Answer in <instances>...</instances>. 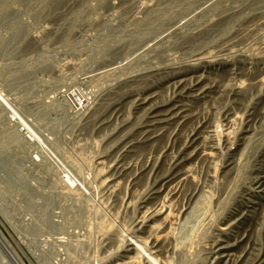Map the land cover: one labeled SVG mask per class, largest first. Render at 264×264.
Returning a JSON list of instances; mask_svg holds the SVG:
<instances>
[{"label":"rangeland","instance_id":"rangeland-1","mask_svg":"<svg viewBox=\"0 0 264 264\" xmlns=\"http://www.w3.org/2000/svg\"><path fill=\"white\" fill-rule=\"evenodd\" d=\"M143 3L151 8L140 13ZM192 11V26L213 25L205 43L237 49L234 63L243 74L264 71V0H0V96L40 142L25 141L0 107V231L25 264L28 259L33 264H106L114 255L108 239L127 229L137 213L125 208V187L114 197L99 189L104 159L115 143L106 142L109 131L99 132L95 120L120 98L122 91L110 88L124 73L87 77L140 38ZM182 38L168 45L167 63L163 56L158 61L183 65L189 51L179 48ZM67 91L93 98V104L85 113H74V100L60 95ZM246 100L232 111L236 131L251 103ZM226 105L219 101L203 108L219 120ZM247 138L233 176L224 181L205 178L218 168L220 157L192 164L206 186L172 227L179 247L172 264L205 261L220 224L241 205L264 149V126ZM98 158L104 165L97 166ZM63 168L83 189L61 183ZM3 248L0 242V264H11Z\"/></svg>","mask_w":264,"mask_h":264},{"label":"bare ground","instance_id":"bare-ground-1","mask_svg":"<svg viewBox=\"0 0 264 264\" xmlns=\"http://www.w3.org/2000/svg\"><path fill=\"white\" fill-rule=\"evenodd\" d=\"M148 6L143 3L140 13ZM195 14L192 11L140 38L128 52L106 61L87 77L124 73L110 88L122 91L120 98L111 100L95 120L99 132L109 131L106 142L115 143L108 157L98 158L97 166L104 165L103 159L107 163L100 173L103 180L99 189L114 197L125 187V208L136 210L137 218L108 239L115 251L106 264H172L170 259L179 248L173 243L172 227L206 186L195 175L192 164L206 157H220L218 168L205 178L212 183L230 178L247 137L264 126V71L251 77L241 73L234 63L239 51L205 43L213 25L192 26ZM177 36L187 38L178 44L189 51L187 61L165 65V60L169 61L168 45ZM157 56H163L165 63ZM138 64L146 66L135 69ZM60 95L74 100V113H85L93 104V98L76 91ZM241 99L251 103L245 108L242 128L236 131L232 111L240 108ZM219 101L227 105L221 118L215 120L203 107ZM0 107L7 114L8 124L17 127L25 141L39 142L1 96ZM142 154L143 160L136 159ZM61 171L60 181L66 188L83 189L68 171ZM252 176L241 205L225 215L201 264H264V149L256 158ZM138 189L142 192L134 202ZM0 242L11 264H25L1 231Z\"/></svg>","mask_w":264,"mask_h":264}]
</instances>
